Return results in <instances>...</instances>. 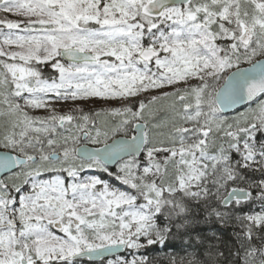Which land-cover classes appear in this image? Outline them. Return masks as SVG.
I'll return each mask as SVG.
<instances>
[{"label": "snow or ice", "instance_id": "6c2138e0", "mask_svg": "<svg viewBox=\"0 0 264 264\" xmlns=\"http://www.w3.org/2000/svg\"><path fill=\"white\" fill-rule=\"evenodd\" d=\"M0 264H264V0H0Z\"/></svg>", "mask_w": 264, "mask_h": 264}, {"label": "trees", "instance_id": "16d2710c", "mask_svg": "<svg viewBox=\"0 0 264 264\" xmlns=\"http://www.w3.org/2000/svg\"><path fill=\"white\" fill-rule=\"evenodd\" d=\"M167 251H169V252H178L179 249L178 248L177 249H168Z\"/></svg>", "mask_w": 264, "mask_h": 264}, {"label": "rangeland", "instance_id": "374dc122", "mask_svg": "<svg viewBox=\"0 0 264 264\" xmlns=\"http://www.w3.org/2000/svg\"><path fill=\"white\" fill-rule=\"evenodd\" d=\"M181 254H183V253H181Z\"/></svg>", "mask_w": 264, "mask_h": 264}]
</instances>
